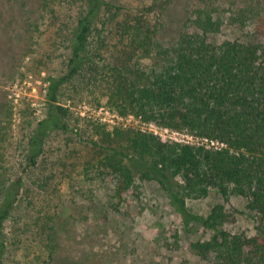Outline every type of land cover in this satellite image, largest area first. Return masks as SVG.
I'll return each mask as SVG.
<instances>
[{
  "label": "trees",
  "instance_id": "trees-1",
  "mask_svg": "<svg viewBox=\"0 0 264 264\" xmlns=\"http://www.w3.org/2000/svg\"><path fill=\"white\" fill-rule=\"evenodd\" d=\"M160 1L165 7L152 22V6L119 21L123 10L110 0H82L68 37L66 71L50 77L48 114L30 140L26 159L37 165L52 128L70 130L64 121L69 109L59 104L63 87L78 79L102 85L108 103L121 114L225 145L164 141L154 133L97 123L106 130L99 131L107 151L99 164L115 175L116 196L124 199L132 192L136 173L142 180L156 179L187 219L214 231L211 239L192 244L205 264H264V0H228L227 9L222 0H194L177 14L176 27L167 19L171 7L166 4L178 0ZM225 19L241 30L253 25L256 38L216 40ZM114 28L126 40V51L115 62L108 43ZM135 56L151 65L139 66ZM138 162L146 169H137ZM23 190L21 177L0 186V264L9 249L6 223ZM212 191L224 203L213 206L206 218L194 215L185 197L203 198ZM247 212L256 221L255 236L225 227ZM49 233L50 241L57 237L55 227ZM47 247L53 263L58 250Z\"/></svg>",
  "mask_w": 264,
  "mask_h": 264
},
{
  "label": "rangeland",
  "instance_id": "rangeland-1",
  "mask_svg": "<svg viewBox=\"0 0 264 264\" xmlns=\"http://www.w3.org/2000/svg\"><path fill=\"white\" fill-rule=\"evenodd\" d=\"M110 1L123 10L119 21L147 5L155 11L152 22H157L165 7L160 0ZM222 1L227 9L230 0ZM194 2L166 4L171 7L167 19L172 27L177 25V14ZM81 13L82 0H0V186L20 177L24 182L19 206L6 223L9 249L4 264H205L192 244L211 239L214 231L187 219L158 180H142L136 173L132 192L124 199L116 196L115 175L99 164L107 153L104 134L99 132L106 130L97 125L101 107L124 117L115 128L176 141L153 132L154 122L112 109L102 85L78 79L63 87L59 104L69 109L64 121L70 130L52 128L37 165L30 166L26 159L30 140L48 114L50 77L66 71L68 37ZM249 37L256 38L253 25L241 30L225 19L215 39ZM108 43L115 62L126 51V40L118 28ZM134 61L142 67L151 65L140 56ZM181 132L190 138L176 137L193 145L224 147L218 141ZM135 167L143 170L147 166L138 162ZM185 199L191 212L202 219L213 206L224 203L215 191L207 197ZM239 207L245 209L244 201ZM52 227L57 237L50 241ZM225 227L234 233L257 234L249 212ZM47 243L58 250L53 263Z\"/></svg>",
  "mask_w": 264,
  "mask_h": 264
},
{
  "label": "built area",
  "instance_id": "built-area-1",
  "mask_svg": "<svg viewBox=\"0 0 264 264\" xmlns=\"http://www.w3.org/2000/svg\"><path fill=\"white\" fill-rule=\"evenodd\" d=\"M99 114H100V116L98 117L97 120H99L100 123L105 124V125L112 127V128H115L116 126H120L119 124H121V121L124 119V117L120 116L115 111H112L110 108L104 107V106L99 109ZM152 125L154 126L153 132H155L156 134L159 133L163 137L165 134H167L171 139L175 140L176 142H179L182 144L193 145L188 140L190 137L187 133H183L181 131H177V130H173V129H170L167 127H163V126H160L156 123H152ZM126 126H127V124H125V127ZM171 135H175V136H171ZM176 135H184V138H188V139L187 140L180 139V138H177ZM218 143L221 144L222 146H225L224 144L220 143L219 141H218Z\"/></svg>",
  "mask_w": 264,
  "mask_h": 264
}]
</instances>
